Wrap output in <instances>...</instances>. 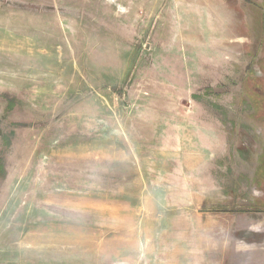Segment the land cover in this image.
I'll return each mask as SVG.
<instances>
[{
	"label": "rangeland",
	"instance_id": "rangeland-1",
	"mask_svg": "<svg viewBox=\"0 0 264 264\" xmlns=\"http://www.w3.org/2000/svg\"><path fill=\"white\" fill-rule=\"evenodd\" d=\"M0 264H264V0H0Z\"/></svg>",
	"mask_w": 264,
	"mask_h": 264
},
{
	"label": "bare ground",
	"instance_id": "bare-ground-1",
	"mask_svg": "<svg viewBox=\"0 0 264 264\" xmlns=\"http://www.w3.org/2000/svg\"><path fill=\"white\" fill-rule=\"evenodd\" d=\"M173 252H174V251H173ZM210 252H211V251H210ZM210 252H209V253H210Z\"/></svg>",
	"mask_w": 264,
	"mask_h": 264
}]
</instances>
